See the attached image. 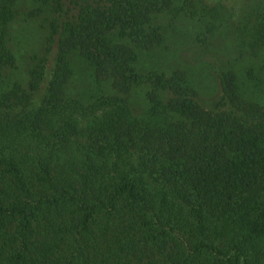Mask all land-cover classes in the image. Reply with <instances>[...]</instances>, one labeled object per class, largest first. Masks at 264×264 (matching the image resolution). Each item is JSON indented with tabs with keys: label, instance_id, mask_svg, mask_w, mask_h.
Returning a JSON list of instances; mask_svg holds the SVG:
<instances>
[{
	"label": "trees",
	"instance_id": "trees-1",
	"mask_svg": "<svg viewBox=\"0 0 264 264\" xmlns=\"http://www.w3.org/2000/svg\"><path fill=\"white\" fill-rule=\"evenodd\" d=\"M31 1L45 33L20 77L21 0H0V264H264V0ZM162 14L261 55L263 96L212 57L209 98L185 69H139ZM75 59L106 93L69 96Z\"/></svg>",
	"mask_w": 264,
	"mask_h": 264
},
{
	"label": "rangeland",
	"instance_id": "rangeland-1",
	"mask_svg": "<svg viewBox=\"0 0 264 264\" xmlns=\"http://www.w3.org/2000/svg\"><path fill=\"white\" fill-rule=\"evenodd\" d=\"M36 4L31 0H21L16 7L17 15L10 26V45L16 57V73L23 77L26 67L41 48L45 33L46 20L44 14L28 17L25 13L34 8ZM165 25L166 35L163 43L149 52L139 53L137 67L139 69L169 70L174 67L185 69L202 98L212 97L216 92V85L211 74V58L220 65L233 67L244 95L251 98H261L263 93L259 86L253 87L248 80V71L259 76V66L263 57L244 56L237 58L228 40L219 35L209 39L206 45H200L194 38L196 25L185 15L172 20L167 14L158 18ZM158 20V21H159ZM212 63V62H211ZM104 87V89H103ZM140 86L131 92L129 99L131 105L138 109L142 104L143 91ZM106 93L107 87L95 84L89 75V68L75 59L73 75L68 83L69 96L88 98Z\"/></svg>",
	"mask_w": 264,
	"mask_h": 264
}]
</instances>
